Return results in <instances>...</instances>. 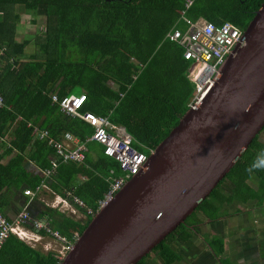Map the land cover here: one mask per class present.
Segmentation results:
<instances>
[{
    "label": "trees",
    "instance_id": "16d2710c",
    "mask_svg": "<svg viewBox=\"0 0 264 264\" xmlns=\"http://www.w3.org/2000/svg\"><path fill=\"white\" fill-rule=\"evenodd\" d=\"M263 1L193 0L185 10L186 0H0V96L4 104L0 107V197L8 190L21 194L26 188L34 190L43 181L54 194L71 193L95 210L108 190L109 178L122 172L99 144L86 142L93 129L61 113L51 97L84 95L81 113L107 117L113 125L125 128L132 146L148 155L178 124L194 92L188 81L192 62L184 60L183 50L167 38L175 27L183 28L177 24L180 13L184 11L191 23L219 26L228 22L244 31ZM18 11L32 15L33 25L37 18L43 20L41 34H35L33 42L16 40ZM31 45L34 52L27 55ZM35 128L46 130L54 140L70 134L85 143V162L57 160V167L44 181L41 172L51 168L53 150L32 135ZM6 157L9 161L1 163ZM226 179L233 185L229 189L233 196H228L224 186L219 191ZM248 181L258 188H251ZM262 186L264 143L256 137L209 197L152 253L162 264L179 262L181 257L172 244L187 243L199 235L193 228L196 221L191 220L196 211L214 222L233 203L264 207ZM37 212L36 216L29 212L32 220L50 216L48 227L64 240L62 245L74 242L89 223L50 208ZM39 234L47 237L44 231ZM204 240L213 256L223 254L222 239ZM59 258L57 251L33 249L13 236L0 249V264H58ZM147 258L138 264H145Z\"/></svg>",
    "mask_w": 264,
    "mask_h": 264
},
{
    "label": "water",
    "instance_id": "95a60500",
    "mask_svg": "<svg viewBox=\"0 0 264 264\" xmlns=\"http://www.w3.org/2000/svg\"><path fill=\"white\" fill-rule=\"evenodd\" d=\"M264 128V1L195 110L90 220L60 264H137L192 215Z\"/></svg>",
    "mask_w": 264,
    "mask_h": 264
},
{
    "label": "built area",
    "instance_id": "2783aa9c",
    "mask_svg": "<svg viewBox=\"0 0 264 264\" xmlns=\"http://www.w3.org/2000/svg\"><path fill=\"white\" fill-rule=\"evenodd\" d=\"M192 2L193 0H186L185 10L191 6ZM180 15L181 19L177 24L182 23L183 28L175 27L167 34V38L183 50L184 60L192 62L188 72V81L194 85V93L188 102V110H195L217 82L220 76V67L232 55L233 50L241 45L243 31L228 22L219 26L208 22L191 23L184 18V11ZM2 55L3 51L0 50V57ZM51 99L53 103L58 104L60 112L65 116L80 119L91 127L93 134L86 142L99 144L103 148L104 155L119 165L122 176L114 179L110 184L104 200L99 202L98 209H100L122 189L128 180L145 171L148 155L136 150L132 146V138L125 129L111 124L107 117H98L90 112L81 113L80 109L85 103L84 95L68 96L60 100L56 96H52ZM3 105V99L0 96V107ZM34 135L39 141L47 142L48 147L53 150L54 156L61 163L83 164L85 162L86 144L81 143L70 134H65L60 140H54L46 130L35 128ZM151 153L152 151L149 154ZM57 160L50 163L51 168L49 170L41 172L44 181L57 167ZM109 174H112V171ZM46 189V185L42 182L34 191L25 190L23 193L29 199H33L41 190ZM71 204L79 210H84L85 214L89 216L94 215L93 211L85 208L84 204L70 193H66L65 197L60 199L54 207H68ZM25 211L17 215L12 221L6 220L0 214V249L12 235L20 239L27 236L22 227L24 222L29 220ZM37 228L46 229L42 224H38ZM46 231L49 232L48 229ZM52 235L57 240L64 242L57 233ZM70 249L71 245L65 242L64 247L58 252L59 259L62 260Z\"/></svg>",
    "mask_w": 264,
    "mask_h": 264
},
{
    "label": "crops",
    "instance_id": "0c3cea01",
    "mask_svg": "<svg viewBox=\"0 0 264 264\" xmlns=\"http://www.w3.org/2000/svg\"><path fill=\"white\" fill-rule=\"evenodd\" d=\"M202 23H205V22H198V24H202ZM12 130H13V127L10 130V132L7 134L6 138H9V136L12 134ZM32 135H34V130L32 132ZM2 153L3 151L0 150V157L3 155ZM49 160H50V163L57 160L56 157L54 156V153L51 156H49ZM8 161H9L8 157L3 158V159L1 158V163L3 164L7 163ZM34 170L35 169L33 167H29V171L32 172ZM109 175L113 176L114 175L113 171H112V174H109ZM81 179L84 180V178H81ZM113 179H116V178H111V179L109 178L110 181H108V185ZM43 183L46 185L47 189L40 191L38 195H36V197L31 201L29 197L24 196V194H21L20 191L8 190L9 193L3 194V196L0 197V213L6 219L11 220V219H14L17 215H19L23 211L24 208H27V212L32 213L34 216L37 215L38 208L42 210H44L45 208H50L52 210H56L57 212L61 214H64L65 216L72 218L74 221H79L81 223H84L85 221L89 220L88 216L78 212L77 209H75L73 205L68 206V207H54V205L59 203V200L62 199L63 197H61L60 195L54 194V192H52V190L47 186L46 182H43ZM25 190H30V189L26 188ZM233 204H231L230 206H227L228 209H231L230 213L227 212L226 208L222 209L221 212L224 216L214 222H211L206 216L199 214L198 215L199 218L195 222L196 225L193 227V228H196L195 233L198 231L199 234H201L207 241H209V236L211 237L212 235L217 234V236H219V238H221L224 242L223 254L218 258L213 256V254L211 253V249L207 245V242L203 238L198 236V234H194L189 242L181 243V247L183 248L182 252L185 253V256H184L185 258L181 256V260L179 262H176L175 264H181L183 262H185V264H205L206 260L208 259H210V261L212 260L213 262L216 261V264H220L221 260H223L225 263L228 262L227 264H231L230 257L232 256V253L229 251V249H227V246L225 245L226 239H227V243L229 241L228 235L230 234V231H231L229 229H231L234 223L238 222L242 217L248 216V214L245 213V212L248 213V211L243 210L241 207L242 203H236V207L235 206L233 207L232 206ZM261 209H264V207H261L260 210ZM260 210L258 209V211ZM254 216L255 215H253V217ZM263 218H264V215H263ZM39 220L44 221L47 225L49 224V222H51L50 216H47V217L44 216L42 219H39ZM227 222H228V227H227ZM246 222L248 223V220H246ZM253 222L255 223V220ZM259 229L261 230L260 232L262 234L264 230V223L262 226H260ZM219 232L221 235H219ZM234 233H232V235ZM204 234H207V235L204 236ZM254 236L256 235H252L251 237L242 235L241 238H238V237L235 238L239 242V249H240V255H239V252L236 255L237 258L240 260L236 259V264L237 263L238 264H264V249H262L260 246L257 245L259 243V240L256 239L257 236L256 238ZM48 242L49 241H47V244H46L45 242L42 243V240L41 242L33 241V247L35 249H39V250L42 249V251L45 250L44 252H47L45 248L43 249L42 244L50 245L48 244ZM173 245L175 244L173 243Z\"/></svg>",
    "mask_w": 264,
    "mask_h": 264
},
{
    "label": "rangeland",
    "instance_id": "374dc122",
    "mask_svg": "<svg viewBox=\"0 0 264 264\" xmlns=\"http://www.w3.org/2000/svg\"><path fill=\"white\" fill-rule=\"evenodd\" d=\"M18 12H19L21 18H20V23L17 26L16 40L28 39L30 42H33L35 34H41V31L43 29L42 24H44L43 20L40 18L39 19L37 18L36 24L33 25L30 22L32 19V17H31L32 15L24 14L22 11H18ZM33 52H34V47L31 45L30 47H28L26 54L30 55ZM257 137H258V140L260 142L264 143V130L261 131V133ZM92 156H94V155H92ZM248 182H249L251 188H258V185L254 184L255 182L254 183L251 181H248ZM223 186H224V189L227 191L228 196H233V194H234L233 190L229 191L230 187L233 188V185H231L228 182V179L223 181L222 186H220V188H219V191L222 190L221 187H223ZM262 190H264V186H262ZM232 201L234 202L235 200L233 199ZM232 206L236 207V203L233 204ZM241 207L243 210L248 211V213L245 212L246 214H248V216L242 217L238 222L234 223V225L231 227V229L228 228L231 231H230V234L228 235L229 241L227 243V239H226V243H225V245L227 246V249H229V251L232 253V256L230 257L231 259L229 258L231 264H236V259H238L236 255L238 252L240 255L239 242L237 239H235L236 237L241 238L242 235H246L247 237H251L252 235H256L257 238H256V236H254V237L259 240V243L257 245L260 246L262 249H264V230L261 234V232H260L261 230L259 229L260 226H262L264 223V220H263L264 219L263 218L264 209L260 210L261 207L257 208L256 206H254L253 202H245V203L241 204ZM258 209L260 211H258ZM226 210L228 213L231 212V209H228V207H226ZM199 214L205 216L201 211H196L193 215L194 218L191 220L194 222L197 221L199 218V216H198ZM253 215H255V216L253 217ZM246 220H248V223L246 222ZM254 220H255V223L253 222ZM227 227H228V222H227ZM233 227H235V228H233ZM201 233H202V231H201ZM232 233H234V234L232 235ZM206 235L207 234H204V236H206ZM219 235H221L220 232H219ZM198 236L205 239L201 234H199ZM213 239H219L220 240L221 238H219V236H217V234L212 235L211 237L209 236V241H211ZM48 240H49L48 244H50V245H45V244L43 245L42 244L43 249L45 248L46 251L54 250L57 252H58V250L61 249L62 244H61L60 240H57V239H53V240L48 239ZM48 240H44V241H42V243L45 242L47 244ZM174 244L175 245L172 244V248L175 251H177V253L180 257L181 256L184 257L185 253L182 252L183 248L181 247V243L176 242ZM223 244H224V242H223ZM238 260H240V259H238ZM227 263H224V264H227ZM145 264H161V260H159V258L156 257L155 254L151 253L149 255V258H147ZM181 264H185V262H183ZM205 264H216V261L213 262L212 260L210 261V259H208V260H206ZM220 264H223V263L220 262Z\"/></svg>",
    "mask_w": 264,
    "mask_h": 264
},
{
    "label": "clouds",
    "instance_id": "9594fccd",
    "mask_svg": "<svg viewBox=\"0 0 264 264\" xmlns=\"http://www.w3.org/2000/svg\"><path fill=\"white\" fill-rule=\"evenodd\" d=\"M190 67H191V66H190ZM189 69H190V68H189ZM188 72H189V70H188ZM193 93H194V92H193ZM71 96H73V95H71ZM78 96H79V95H78ZM85 100H86V99H85ZM187 106H188V104H187ZM110 123H111V122H110ZM111 124H112V123H111ZM122 128H123V127H122ZM125 131H126V130H125ZM127 134H128V133H127ZM128 135H129V134H128ZM129 136H130V135H129ZM72 137H73V136H72ZM149 155H150V154H148V156H149ZM113 180H114V179H113ZM113 180H111V182L109 183L108 190H109L110 184L113 182ZM128 181H129V180H128ZM128 181H127V182H128ZM127 182H126V183H127ZM126 183H125V184H126ZM125 184H124V185H125ZM124 185H123V186H124ZM122 188H123V187H122ZM108 190L106 191V193L108 192ZM31 191H34V190H31ZM119 191H120V190H119ZM119 191H118V192H119ZM23 192H24V191H23ZM118 192H117V193H118ZM106 193H105V194H106ZM117 193H116V194H117ZM23 194H24V193H23ZM70 194H71V193H70ZM105 194H104V196H105ZM116 194H115V195H116ZM71 195H72V194H71ZM115 195H114V196H115ZM24 196H25V195H24ZM72 196L75 197L74 195H72ZM104 196H103L102 199H100V200L98 201V203H97V207H96L95 210L90 209L91 211L94 212V215H93V216H89V215L85 214V211H84V210H79L76 206H74V207H75V209H77V211L80 212L81 214H85L86 216H88V217H89V222H90V220L95 216V214L98 213V212L103 208V207H102V208L98 209V205H99V202H101V201L104 200ZM114 196H113V197H114ZM27 197H28V196H27ZM63 198H64V197H63ZM76 198H77V197H76ZM33 199H34V198H33ZM33 199H30V201L33 200ZM77 199H78V198H77ZM112 199H113V198H112ZM112 199H111V200H112ZM111 200H110V201H111ZM110 201H109V202H110ZM81 202H82V201H81ZM109 202H108V203H109ZM82 203H83V202H82ZM108 203H107V204H108ZM83 204H84V203H83ZM107 204H106V205H107ZM71 205H72V204H71ZM71 205H69V206H71ZM106 205H105V206H106ZM84 206H85V208L89 209L85 204H84ZM105 206H104V207H105ZM24 209H25L26 211H25ZM24 209H23V211H25L26 214H27L28 217H29V220L26 221V222H24V224L22 225V227L24 228V230H25L26 233H27V236H26L25 238H23V239H20V238H18L17 236L12 235L13 237L18 238L19 240L23 241L25 244H27L28 246L32 247L33 249H35V248L33 247V241L41 242V240L44 241V240H48V239H50V240L56 239V238L52 235L53 233H56V232L51 231V229L48 227V225H47L44 221H42V220H32L30 214L27 212V208H24ZM23 211H22V212H23ZM22 212H21V213H22ZM21 213H20V214H21ZM0 214H1V213H0ZM1 216H3V215L1 214ZM3 217H4V216H3ZM4 218H5V217H4ZM5 219H6V218H5ZM6 220H8V219H6ZM12 220H13V219L8 220V221H12ZM28 222H30L29 227H25V225H26ZM38 224H42L46 229L49 230V232H47L46 229H43V228H37V227H38ZM36 226H37V227H36ZM39 231H44V232L47 234V237H43V236H41V235L39 234ZM10 237H11V236H10ZM78 237H79V236H78ZM78 237L75 239L74 242H70V243H68V244L71 245V249H72V246L74 245V243L76 242V240L78 239ZM8 239H9V238H8ZM8 239H7V240H8ZM7 240H6V241H7ZM48 241H49V240H48ZM66 243H67V242H66ZM62 247H64V244L61 246V249H62ZM61 249H60V250H61ZM71 249H70V250H71ZM60 250H58V252H59ZM70 250H69V251H70ZM69 251H68L67 253H69ZM67 253L65 254V256L67 255ZM151 253H152V251H151L149 254H147L144 258H146V257L149 258V255H150ZM65 256H64V257H65ZM64 257H63V258H64ZM156 257H157V256H156ZM144 258H142V259H144ZM142 259H141V260H142ZM62 260H63V259H62ZM62 260H61V261H62ZM141 260H140V261H141ZM146 260H147V259H146ZM146 260H145V262H146ZM159 260H160V259H159ZM61 261H60L58 264H60ZM140 261H139V262H140ZM139 262H138V263H139ZM138 263H137V264H138ZM161 264H162V263H161ZM174 264H175V263H174Z\"/></svg>",
    "mask_w": 264,
    "mask_h": 264
},
{
    "label": "bare ground",
    "instance_id": "6f19581e",
    "mask_svg": "<svg viewBox=\"0 0 264 264\" xmlns=\"http://www.w3.org/2000/svg\"><path fill=\"white\" fill-rule=\"evenodd\" d=\"M60 111V110H59ZM86 138H89V137H86ZM79 140V139H78ZM82 143V142H81ZM25 190V189H24ZM42 191V190H41ZM38 195V194H37ZM209 197V196H208ZM29 200V199H28ZM21 212V211H20ZM29 223V222H28ZM180 226V225H179Z\"/></svg>",
    "mask_w": 264,
    "mask_h": 264
}]
</instances>
